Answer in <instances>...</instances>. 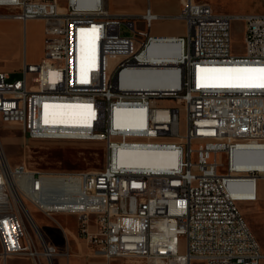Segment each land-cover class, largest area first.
I'll use <instances>...</instances> for the list:
<instances>
[{"label": "built area", "instance_id": "obj_1", "mask_svg": "<svg viewBox=\"0 0 264 264\" xmlns=\"http://www.w3.org/2000/svg\"><path fill=\"white\" fill-rule=\"evenodd\" d=\"M90 2L0 0L10 11L1 19L42 21L44 35L42 59L25 60L20 79L0 71L1 121L30 140L95 141L106 149L102 170L45 172L12 166L0 142L2 261L24 256L52 264L59 254L43 234L36 242L26 200L57 223L59 215L75 217L78 236L107 264H262L264 250L239 203L261 200L264 89L203 87L213 76L198 69L264 67V13H220L207 1L179 0L169 15L147 0L142 13L130 15L110 12L107 0ZM237 20L245 26L243 56L232 53ZM173 21L184 25L183 34L154 33ZM81 34L93 50L78 65ZM162 73L163 89L124 82ZM62 102L84 105L85 122L53 121ZM130 118L135 125L123 126ZM129 151L172 154L175 163L130 166L120 161Z\"/></svg>", "mask_w": 264, "mask_h": 264}, {"label": "rangeland", "instance_id": "obj_2", "mask_svg": "<svg viewBox=\"0 0 264 264\" xmlns=\"http://www.w3.org/2000/svg\"><path fill=\"white\" fill-rule=\"evenodd\" d=\"M156 0H153L155 2ZM207 1L219 12L232 14H248L253 12H264V0H199ZM147 5V0H107L106 6L112 13H124L138 15L142 13ZM10 13L8 9L0 8V15ZM244 23L234 21L231 29L232 53L236 56L244 54ZM42 30L43 24L39 21H28L26 24L16 23L13 20L0 19V67L10 69L4 59V54L10 52L12 45L9 38L18 31L21 45L28 53V59H33L42 51ZM154 33L165 34L185 30L181 22L176 24L168 22L154 26ZM5 35H3V33ZM125 34H132L127 27H123ZM12 73V80L21 78V69L9 71ZM0 142L4 153L12 166L24 164L32 170L45 172H76L102 170L106 163V149L102 142L95 141H42L30 140L22 129L17 125L4 123L0 119ZM220 163L226 161L225 154L217 157ZM261 200L259 202H242L239 208L244 214L251 230L264 250V179L259 181ZM27 211L38 225L44 239L58 249V255L52 264H107L105 259L94 253L91 244L78 236L76 219L73 216L60 215L57 217L59 223L66 229L68 242L61 225L37 211L28 201H24ZM26 213V212H25ZM25 221L27 227L33 234L36 242L40 237L38 229L33 222ZM184 240L182 239V243ZM183 247V246H182ZM1 253V247H0ZM44 261V258H43ZM45 264L46 261H44ZM0 264H5L0 256ZM7 264H30V260L24 256L11 257ZM111 264H145L140 260H127L117 258ZM193 264H203L201 261H194ZM264 264V262H262Z\"/></svg>", "mask_w": 264, "mask_h": 264}, {"label": "bare ground", "instance_id": "obj_3", "mask_svg": "<svg viewBox=\"0 0 264 264\" xmlns=\"http://www.w3.org/2000/svg\"><path fill=\"white\" fill-rule=\"evenodd\" d=\"M98 0H91L90 5L93 6ZM79 5H85L86 0H77ZM1 16V15H0ZM1 19V17H0ZM86 33V32H85ZM93 50L92 43L90 42L87 34H81L78 37V65L84 64L87 59L91 56ZM251 68V67H242ZM210 69H221L220 67H213ZM213 78L209 81L210 83H217V73H211ZM124 82L129 85L137 87H156L163 89L168 86L165 82V74H158L154 76L149 75H129L124 78ZM55 116L53 121L66 124H79L85 122L82 117L84 105L75 102H62L55 105ZM131 114V113H130ZM135 125L133 120L127 119L123 122V126L131 127ZM120 161L130 166H156L165 167L175 163V158L172 154L164 152H140V151H129L123 152L120 156ZM33 221V220H32ZM34 226L40 230L38 225ZM41 234V232L39 231Z\"/></svg>", "mask_w": 264, "mask_h": 264}, {"label": "crops", "instance_id": "obj_4", "mask_svg": "<svg viewBox=\"0 0 264 264\" xmlns=\"http://www.w3.org/2000/svg\"><path fill=\"white\" fill-rule=\"evenodd\" d=\"M152 4H153V8L155 9V11H157L159 13H162V14L174 15V14H176L179 11V0H156L155 2H152ZM217 12H219V11H217ZM220 13H228V12H220ZM253 13H264V12H253ZM248 14H251V13H248ZM32 21H39V20H32ZM14 22L17 23L18 21H14ZM39 22L42 23V21H39ZM173 22L175 23V25L180 23V22H177V21H173ZM181 25H182V23H181ZM184 31L185 30H183V31L182 30L181 31L177 30L176 32H172V33H169V34L181 35V34L184 33ZM2 33H3V35L6 34V33L4 34V32H2ZM9 40L11 41L12 48H11L10 52H8V54L7 53L4 54V59H5V61L8 64H9V62H12L13 66L10 69H12L14 71L15 70H20L22 68L23 63L25 62V60L28 63H35V62H38V61H40L42 59V57L44 55V35H43V30H42V43H41L42 44V51H41V53L38 56H36L35 58H33L31 60L28 59V53L25 51L23 44L21 45L18 31H15L14 35L11 38H9ZM10 69H7L6 67H0V71L9 72ZM76 224H77V220H76ZM8 260L6 262H4V263L7 264Z\"/></svg>", "mask_w": 264, "mask_h": 264}, {"label": "snow or ice", "instance_id": "obj_5", "mask_svg": "<svg viewBox=\"0 0 264 264\" xmlns=\"http://www.w3.org/2000/svg\"><path fill=\"white\" fill-rule=\"evenodd\" d=\"M201 73H217V83H205L203 87L260 88L264 89V67L231 69H198Z\"/></svg>", "mask_w": 264, "mask_h": 264}]
</instances>
